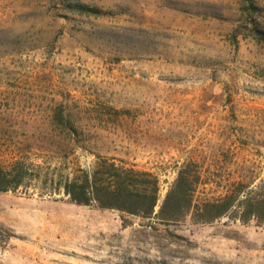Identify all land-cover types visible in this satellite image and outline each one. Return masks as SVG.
Returning <instances> with one entry per match:
<instances>
[{
    "label": "rangeland",
    "instance_id": "rangeland-1",
    "mask_svg": "<svg viewBox=\"0 0 264 264\" xmlns=\"http://www.w3.org/2000/svg\"><path fill=\"white\" fill-rule=\"evenodd\" d=\"M96 154L158 176L151 217L65 193ZM0 167V264H264V221L202 215L264 192V0H0Z\"/></svg>",
    "mask_w": 264,
    "mask_h": 264
},
{
    "label": "trees",
    "instance_id": "trees-1",
    "mask_svg": "<svg viewBox=\"0 0 264 264\" xmlns=\"http://www.w3.org/2000/svg\"><path fill=\"white\" fill-rule=\"evenodd\" d=\"M82 9L100 11L87 4H79ZM18 182L14 184L16 186ZM199 181L191 178L186 167L181 168L164 200L161 213L165 207L185 203L187 210L193 205L194 192ZM216 198L207 202L208 209L202 214L204 221L221 217L235 208L234 218L243 222L251 219L264 221V192H259L242 180L233 182ZM10 188L8 175L0 167V190ZM63 189L74 202L96 204L101 208L117 209L133 215L151 217L159 200V179L152 171L128 165L114 157L96 154L87 166H80L76 171L65 175ZM212 206L221 210L212 213ZM186 212H183V216ZM181 216V217H182ZM173 217V216H172ZM176 217V216H175Z\"/></svg>",
    "mask_w": 264,
    "mask_h": 264
}]
</instances>
